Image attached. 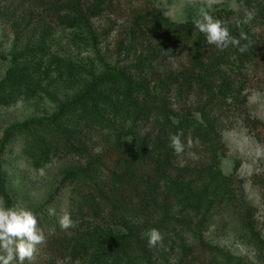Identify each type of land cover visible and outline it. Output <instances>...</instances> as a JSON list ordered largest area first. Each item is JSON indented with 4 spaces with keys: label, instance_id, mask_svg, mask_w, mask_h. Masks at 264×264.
Segmentation results:
<instances>
[{
    "label": "rangeland",
    "instance_id": "1",
    "mask_svg": "<svg viewBox=\"0 0 264 264\" xmlns=\"http://www.w3.org/2000/svg\"><path fill=\"white\" fill-rule=\"evenodd\" d=\"M67 1L0 0V87L9 78L20 81L16 91L0 93V204L33 211L45 237L24 264H97L93 245L74 241L75 236L100 228L125 234L153 212L152 205L172 207L159 185L140 213L145 189L137 180L152 172L151 160L163 157L161 146L148 150L149 140L166 119L176 123L182 110L194 119L200 116L197 100L164 82L189 63L192 47L163 32L159 41L152 39L150 28L139 32L133 22L160 14L184 25L193 22L206 0H109L108 11L91 20L92 36L62 22ZM239 4L215 0L210 14L234 13ZM254 32L262 35L264 26ZM208 45V58L222 51ZM244 94L249 117L264 125V81ZM227 104L226 111L236 105ZM26 123L40 127L6 138V131ZM217 129L223 149L216 162L221 174L231 177L236 198L210 210L198 233L163 238L142 264H209L207 256L214 254L207 248L196 251L197 240L217 252L214 263L264 264V145L239 115L222 113ZM37 134L44 140L36 142ZM134 144L150 156L125 150ZM198 145L171 158L168 173L210 165L212 148ZM76 171H84L86 179L73 177ZM88 183L106 192V205L95 207ZM65 213L73 222L66 230L59 224ZM55 229L72 234L67 249L60 247L58 235L51 242ZM189 248L195 249L192 255L183 251Z\"/></svg>",
    "mask_w": 264,
    "mask_h": 264
},
{
    "label": "trees",
    "instance_id": "2",
    "mask_svg": "<svg viewBox=\"0 0 264 264\" xmlns=\"http://www.w3.org/2000/svg\"><path fill=\"white\" fill-rule=\"evenodd\" d=\"M68 0L65 7L67 13L62 18V22L69 29L81 30L92 36L93 30L91 20L102 16L110 6L109 0ZM242 10L247 9L254 12V18L248 24L237 25V19H243V11L240 12H225L220 10L213 13L214 19L220 20L225 25L230 34L234 37L241 36L246 39H240V46L244 47L243 52L238 48L229 47L222 49L219 55L208 58L205 53L209 47L206 37L200 33L193 22L178 25L169 22L162 18L160 14L154 19L148 18L145 15L142 19L135 20L134 27L138 28L139 32H146L150 28L149 34L152 39L159 41L163 38H176L185 43H188L191 52L188 54L189 63L183 66L180 71L173 76L165 78L166 87L174 88L176 93L187 94L188 98H193L198 111L199 119H194L191 115H186L179 106L177 112L181 114L175 115L176 123L166 119V122L159 124L156 129V134L153 140H149L148 150L161 146L163 157L158 160V163L151 160L152 172L147 173L145 179L137 180L144 187L145 195L139 203H142L141 212H145L144 206L150 205L151 198L155 196L159 185L167 196L169 204H164L159 210L156 205L153 212L145 216V220H141L139 224L132 225L127 229L125 234H115L110 229H96L86 235L80 234L75 236V240L90 245L92 244L97 254V264H142L143 257L147 252L155 247H148L146 238H143L144 233L149 229H157L163 238L169 235H174L176 240H181L188 233H198L200 227L206 221V217L210 214L209 211L218 207L228 199H235L236 196L231 189V177L223 176L218 168L217 152L223 149L220 144V136L217 129V123L220 118L226 114L239 115L243 121V125L248 129L253 138L264 145V125L256 119H252L248 115L246 108L247 95L244 93L248 89L254 88L264 81V33L257 34L254 32L256 27L264 26V0H239ZM89 4V6H88ZM153 13V12H152ZM263 31V30H262ZM163 32L164 36L160 35ZM210 46H212L210 44ZM255 77V79H254ZM20 81L9 78L5 80L0 87V93L6 91H16ZM127 85L130 86L129 82ZM227 101L233 103L235 107L227 108ZM40 127L39 123H26L19 127H12L6 131V138L9 134L25 133L36 130ZM182 133L181 141L189 150L196 142L198 147L204 148L206 145L212 148L213 158L210 165L201 166L200 168H184L173 171L174 174H169L171 164L170 159L175 156L173 149L168 145L170 143V134ZM36 142L44 140L38 136H34ZM191 142V147H188V142ZM42 141L40 142V144ZM207 147V148H208ZM136 144L127 145V152H134L141 156L146 151L135 150ZM134 149V150H133ZM150 156V153H145ZM144 157V156H143ZM144 158H142L143 161ZM216 162V164H215ZM171 173V172H170ZM86 179L84 171H76L72 174L73 177ZM145 176V175H144ZM89 184V183H88ZM92 188V195L95 207L96 205H106L108 196L106 192L98 187ZM118 190V189H117ZM111 202V200H109ZM109 202V203H110ZM117 205H112V210L116 209ZM139 210V211H140ZM115 211V210H114ZM68 233L67 235H69ZM60 241L62 250L67 249L71 245L72 234L66 236L55 229L50 234L51 242L57 238ZM73 241V242H74ZM72 242V243H73ZM195 246L196 251L208 250L210 254L207 256L209 264L214 263L216 251L208 248L207 245L197 240ZM80 246L79 243L72 247V251L76 254L75 247ZM157 247V246H156ZM195 250V249H194ZM191 248L183 251L192 255L194 252ZM226 262H233L234 259L227 256H222ZM194 259V258H193Z\"/></svg>",
    "mask_w": 264,
    "mask_h": 264
},
{
    "label": "clouds",
    "instance_id": "3",
    "mask_svg": "<svg viewBox=\"0 0 264 264\" xmlns=\"http://www.w3.org/2000/svg\"><path fill=\"white\" fill-rule=\"evenodd\" d=\"M215 0H206V6L201 7L197 16L193 20L194 27L203 33L208 44H213L220 49L231 47L238 48L243 52L244 47L240 46V39L230 34L228 28L223 23L214 19L210 14ZM237 12L243 11V19H237V25L248 24L254 18V12L237 7ZM182 133L170 134L169 147L173 149L174 154L180 155L185 151V144L181 141ZM191 147V142H188ZM49 215H54L55 210L49 209ZM62 229H68L73 226L69 214H63L59 219ZM148 247H156L162 243L161 233L153 228L144 233ZM45 237L40 228L37 227V216L33 211L24 208H8L0 204V264H24L26 259H31L38 244L43 243Z\"/></svg>",
    "mask_w": 264,
    "mask_h": 264
}]
</instances>
